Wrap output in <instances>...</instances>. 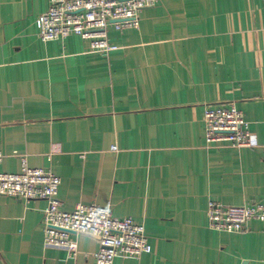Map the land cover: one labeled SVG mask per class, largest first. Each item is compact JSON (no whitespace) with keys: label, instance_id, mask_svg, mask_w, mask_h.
<instances>
[{"label":"crops","instance_id":"crops-1","mask_svg":"<svg viewBox=\"0 0 264 264\" xmlns=\"http://www.w3.org/2000/svg\"><path fill=\"white\" fill-rule=\"evenodd\" d=\"M48 0H0V170L59 176L58 200L144 226L150 253L112 264H264V220L209 228V200L264 203V1L158 0L107 27L106 56L71 34L42 41ZM243 112L254 147L205 139V107ZM115 145L116 150H111ZM43 199L0 195V264H95L44 246Z\"/></svg>","mask_w":264,"mask_h":264},{"label":"built area","instance_id":"built-area-1","mask_svg":"<svg viewBox=\"0 0 264 264\" xmlns=\"http://www.w3.org/2000/svg\"><path fill=\"white\" fill-rule=\"evenodd\" d=\"M264 1V0H263ZM158 0H48L47 9L35 20L42 41L64 39L75 34L88 40L89 47L106 56L116 48L107 39V27L120 31L139 27V12ZM205 139L208 143L226 142L232 147H254L243 112L233 104L225 108L205 107ZM111 150H116L113 145ZM264 152V146H262ZM3 154L0 152V163ZM59 176L42 167H30L23 158L18 172L0 170V195L23 201L43 199V243L62 248L70 256L77 252L78 234L96 236L98 249L92 253L95 264H112L117 256H140L151 252L144 226L130 217H114L107 206L77 203L71 211L58 200ZM209 228L240 232L250 220H264V203L228 205L209 200L206 210Z\"/></svg>","mask_w":264,"mask_h":264},{"label":"water","instance_id":"water-1","mask_svg":"<svg viewBox=\"0 0 264 264\" xmlns=\"http://www.w3.org/2000/svg\"><path fill=\"white\" fill-rule=\"evenodd\" d=\"M94 237H96V236H94ZM97 238V237H96Z\"/></svg>","mask_w":264,"mask_h":264}]
</instances>
